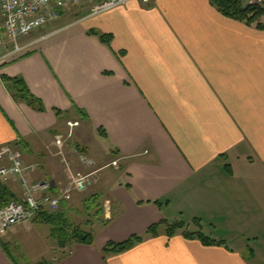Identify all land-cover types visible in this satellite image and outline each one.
Returning <instances> with one entry per match:
<instances>
[{"label":"crops","instance_id":"obj_1","mask_svg":"<svg viewBox=\"0 0 264 264\" xmlns=\"http://www.w3.org/2000/svg\"><path fill=\"white\" fill-rule=\"evenodd\" d=\"M93 8L81 5L33 33L22 52L0 47V151H20L23 165L35 167L30 185L52 182V195L63 188L54 140L68 121L80 122L74 138L95 163L87 168L121 159L101 181L113 202L100 220L103 241L29 264H264V31L210 0ZM24 86L34 106L20 97ZM93 131L110 154L90 144ZM0 185L24 201L18 178ZM180 215L224 244L162 234L104 258L108 243ZM13 230L0 236V264H18L4 239Z\"/></svg>","mask_w":264,"mask_h":264},{"label":"built area","instance_id":"obj_2","mask_svg":"<svg viewBox=\"0 0 264 264\" xmlns=\"http://www.w3.org/2000/svg\"><path fill=\"white\" fill-rule=\"evenodd\" d=\"M131 0H0V47L15 44V52H22L24 48L17 45L18 40L52 24L59 19L60 12L71 5L97 3L93 14L107 12L113 8L127 5ZM144 5H150L152 0H140ZM246 6L257 5L264 7V0H243ZM67 135L55 138L57 152L55 157L61 160L68 184L60 194H50L51 187L43 183L29 184L28 175L35 171V167L23 165V155L20 151L3 148L0 151V162L8 160L11 167L0 170V178L4 182L19 179L26 187L24 201H16L0 210V236L20 224L32 223L41 212L56 214L63 203H69L74 194L84 193L96 173L84 175L74 171L72 165L64 156L68 140L74 137L75 130L80 127L79 121H68ZM120 159L108 167L119 168ZM40 194V197L36 196Z\"/></svg>","mask_w":264,"mask_h":264},{"label":"rangeland","instance_id":"obj_3","mask_svg":"<svg viewBox=\"0 0 264 264\" xmlns=\"http://www.w3.org/2000/svg\"><path fill=\"white\" fill-rule=\"evenodd\" d=\"M81 5L84 4L71 5L68 8L64 9L63 11L60 12L59 19L53 23L55 24L56 22H58L60 20V17L65 16L66 14L68 16L69 13H72ZM91 5H94L95 7L97 3H92ZM72 20H76V18H73ZM64 22H62L61 25H65ZM48 26H51V24ZM48 26L36 31L35 33H39L45 28L47 29ZM33 35L34 34H31L27 36V38L24 37L19 39L17 45L21 47L22 44H24L28 38L33 37ZM11 45L15 46V44H11ZM64 130L65 128L62 131ZM67 131L68 129L65 130L64 134L59 136L67 135ZM74 137H75V132H74ZM74 137L68 140L67 143H65L66 146L64 150V156L66 161L72 165L74 171L77 173L89 175L97 172V174L93 176L92 182L88 185L87 191L84 193L76 192L72 197L71 202L68 203L69 205H67V207L63 209L61 208L58 213H65V216L67 217L69 223L72 225V228H77V227L81 228L86 232L92 233L95 238L97 237L101 238V241H103L101 237L102 232H100L99 230L100 220H103V214L108 207H110L109 213L111 212L113 202L111 199L108 198L109 195L106 192L103 193L101 191V183H102L101 181L103 180L105 175L104 170L106 168H114L108 166L111 165L116 160L112 161L113 159H110V161L108 162L111 161L112 162L106 168H101L102 162H98L99 164H97V166L93 168H87L94 166L95 163L93 162V159L89 155H87L84 151L82 152L80 151L81 149H79V146H77L79 145V143L75 140ZM87 138H89L88 141L94 148H97L100 152L101 150L103 151V154H101V156H104L106 153H109L111 146L109 145V143L105 142L98 133L93 131V134L92 133L88 134ZM53 160H55L54 164L56 168L61 170L65 178V182H63L62 184L63 188H61L57 193L60 194V192H62L67 186L69 179L65 173L63 166L61 165V160L57 157L53 158ZM37 183H43L44 185H49L51 188L53 186L52 182L49 181L37 182ZM107 202H109V205H107ZM176 221L184 222L186 224V227L190 230V232H195V233L202 232L206 236H211V231H210L211 229L209 230L208 228H205L204 225H201L199 227L198 224H196L195 222L186 221L184 217H182L181 215L177 216L176 219L174 218L171 219V222L173 223ZM32 225H35L36 227L32 228L31 227ZM51 229H52L51 226L46 225L40 222L39 220L37 222L33 221L32 223L29 224L17 225L16 227H14V230L13 228L10 229L9 231L16 230L15 232L10 233V236L13 240L7 237H5L4 239L8 243L9 245L8 249L14 256L16 262L18 264H29L33 261H38L43 259L49 261L54 258H58L62 252L60 251L58 244L51 236ZM15 237L18 238L16 241H14ZM247 244H249V246L255 251L257 250V246H259V245H255L254 241L247 240ZM250 247L244 253L249 257L251 256Z\"/></svg>","mask_w":264,"mask_h":264},{"label":"trees","instance_id":"obj_4","mask_svg":"<svg viewBox=\"0 0 264 264\" xmlns=\"http://www.w3.org/2000/svg\"><path fill=\"white\" fill-rule=\"evenodd\" d=\"M212 5L216 7L224 16L238 22L245 23L249 27H256L264 31V7L257 5L246 6L243 0H210ZM105 40V38H103ZM107 41V40H106ZM21 86L23 85L22 83ZM25 91V92H24ZM27 88L24 86L23 91H20L21 98L26 99L30 106H34L33 97L27 93ZM23 92L25 95L23 96ZM27 94V95H26ZM103 134V130H100ZM16 202L14 195L8 188L0 185V210L8 206L10 203ZM158 207L162 205L159 202L155 203ZM62 208V207H61ZM40 221L52 227L51 236L58 244V247L67 251L69 255L71 249L79 245L92 246L95 243V237L92 233L86 232L81 228H72L65 213L50 214L41 212L37 215L34 222ZM198 226H201L199 220H194ZM165 234L168 238H173L178 234L183 235L188 240H198L205 246H221L224 242L215 241L207 237L202 232H190L184 222H168L164 221L160 224L151 226L144 235H135L122 243L110 242L103 250L104 258L111 255H122L135 246L143 243L147 238H157ZM69 252V253H68Z\"/></svg>","mask_w":264,"mask_h":264}]
</instances>
